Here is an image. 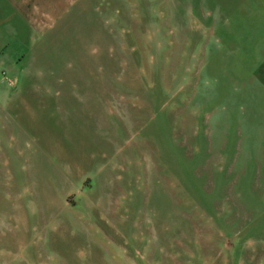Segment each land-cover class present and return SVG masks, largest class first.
<instances>
[{"label":"rangeland","instance_id":"374dc122","mask_svg":"<svg viewBox=\"0 0 264 264\" xmlns=\"http://www.w3.org/2000/svg\"><path fill=\"white\" fill-rule=\"evenodd\" d=\"M34 3L0 264H264V0Z\"/></svg>","mask_w":264,"mask_h":264},{"label":"crops","instance_id":"0c3cea01","mask_svg":"<svg viewBox=\"0 0 264 264\" xmlns=\"http://www.w3.org/2000/svg\"><path fill=\"white\" fill-rule=\"evenodd\" d=\"M34 4V0H0V122L4 112L10 111L9 98L23 94V88L15 86L22 77L23 57L28 49L35 51L33 32L48 18L37 15ZM3 78L13 81L14 86H8Z\"/></svg>","mask_w":264,"mask_h":264},{"label":"built area","instance_id":"2783aa9c","mask_svg":"<svg viewBox=\"0 0 264 264\" xmlns=\"http://www.w3.org/2000/svg\"><path fill=\"white\" fill-rule=\"evenodd\" d=\"M4 79V81H6V79L5 78H3Z\"/></svg>","mask_w":264,"mask_h":264}]
</instances>
